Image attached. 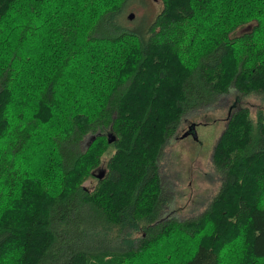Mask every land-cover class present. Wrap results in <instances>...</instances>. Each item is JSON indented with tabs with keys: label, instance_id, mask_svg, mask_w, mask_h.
Listing matches in <instances>:
<instances>
[{
	"label": "trees",
	"instance_id": "trees-1",
	"mask_svg": "<svg viewBox=\"0 0 264 264\" xmlns=\"http://www.w3.org/2000/svg\"><path fill=\"white\" fill-rule=\"evenodd\" d=\"M125 1L0 0V264H264V0H161L144 33ZM228 94L217 190L167 219L164 146Z\"/></svg>",
	"mask_w": 264,
	"mask_h": 264
},
{
	"label": "rangeland",
	"instance_id": "rangeland-1",
	"mask_svg": "<svg viewBox=\"0 0 264 264\" xmlns=\"http://www.w3.org/2000/svg\"><path fill=\"white\" fill-rule=\"evenodd\" d=\"M161 9V0H126L123 10L120 12L122 13L120 21L122 26L128 30L144 33ZM130 15L133 17L129 18ZM247 27L240 28V31ZM233 97V94L221 96V100H218L216 106L209 108L210 110H203L200 113L202 115L198 114L199 117L190 119V121L199 124L197 126V141L193 139V136L178 138L185 132L188 125L186 123L183 126L185 129H180L177 139H171L164 146L160 172L165 218L182 220L200 214L210 197L216 192L218 180L212 170V154L231 114ZM244 104L253 115L259 105L264 108L260 100L254 97L245 101ZM207 112H209L208 117L203 115ZM207 119H210L209 123L205 124ZM112 153H114L113 147L109 146L101 157L104 165ZM98 169L100 167L94 170L96 175ZM96 184L97 180L93 175L84 181L83 186L91 188Z\"/></svg>",
	"mask_w": 264,
	"mask_h": 264
},
{
	"label": "water",
	"instance_id": "water-1",
	"mask_svg": "<svg viewBox=\"0 0 264 264\" xmlns=\"http://www.w3.org/2000/svg\"><path fill=\"white\" fill-rule=\"evenodd\" d=\"M133 15H130L129 18H132ZM191 134L193 136L194 139H197V132H196V124L195 123H192L191 126H189L188 130L185 131L183 134H182V138H184L185 136ZM109 142L112 141L111 137H109L108 139Z\"/></svg>",
	"mask_w": 264,
	"mask_h": 264
},
{
	"label": "bare ground",
	"instance_id": "bare-ground-1",
	"mask_svg": "<svg viewBox=\"0 0 264 264\" xmlns=\"http://www.w3.org/2000/svg\"><path fill=\"white\" fill-rule=\"evenodd\" d=\"M196 129H197V125H196ZM196 132H197V130H196ZM197 139H198V135H197Z\"/></svg>",
	"mask_w": 264,
	"mask_h": 264
},
{
	"label": "flooded vegetation",
	"instance_id": "flooded-vegetation-1",
	"mask_svg": "<svg viewBox=\"0 0 264 264\" xmlns=\"http://www.w3.org/2000/svg\"><path fill=\"white\" fill-rule=\"evenodd\" d=\"M189 126H191V124L189 125ZM198 126V125H197ZM189 128V127H188ZM188 130V129H187ZM197 130V129H196Z\"/></svg>",
	"mask_w": 264,
	"mask_h": 264
}]
</instances>
